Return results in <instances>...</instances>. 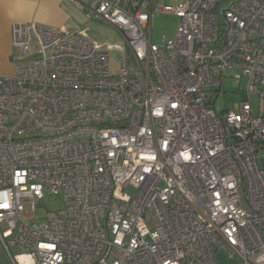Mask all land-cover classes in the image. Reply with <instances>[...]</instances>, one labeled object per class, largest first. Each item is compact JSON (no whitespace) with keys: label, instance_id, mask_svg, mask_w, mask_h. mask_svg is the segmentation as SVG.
I'll return each instance as SVG.
<instances>
[{"label":"built area","instance_id":"built-area-1","mask_svg":"<svg viewBox=\"0 0 264 264\" xmlns=\"http://www.w3.org/2000/svg\"><path fill=\"white\" fill-rule=\"evenodd\" d=\"M67 1L125 46L12 25L30 58L0 73V239L13 263L216 264L224 249L264 264V0ZM154 12L180 18L163 45ZM236 68L245 98L217 110ZM47 192L65 207L28 222Z\"/></svg>","mask_w":264,"mask_h":264},{"label":"rangeland","instance_id":"rangeland-1","mask_svg":"<svg viewBox=\"0 0 264 264\" xmlns=\"http://www.w3.org/2000/svg\"><path fill=\"white\" fill-rule=\"evenodd\" d=\"M177 0H161L160 5L164 6H176ZM72 5V4H71ZM227 5V3H226ZM73 13L72 19L63 30H69L77 32L79 30H86L88 35L99 43H109L111 46H125V39L122 35L110 25L103 24L99 21L88 20L84 12L77 6L72 5ZM180 24V18L174 14L154 12L152 18V40L153 43L163 45L172 40L177 32ZM121 49L115 50L111 53V68L112 71H116L120 67L121 61ZM29 57H25L19 48H15L13 51V63L20 64L27 60ZM242 74V70L236 68L227 73L226 80L224 82L223 89L220 92L218 101L216 103L217 110H239L240 102L245 98V90L248 88V80L242 78L237 79L238 75ZM251 103L255 109L258 106V97L251 95ZM46 206L37 209L33 217L28 219V222H34L41 218H44L49 212H55L65 207L62 194H50L46 193L43 201ZM27 213L31 212L30 204L25 205ZM216 264H238L237 259H230L224 249L215 251Z\"/></svg>","mask_w":264,"mask_h":264},{"label":"crops","instance_id":"crops-1","mask_svg":"<svg viewBox=\"0 0 264 264\" xmlns=\"http://www.w3.org/2000/svg\"><path fill=\"white\" fill-rule=\"evenodd\" d=\"M73 7L67 0H0V73L15 71L12 41L14 23L35 22L63 29L72 19ZM0 264H14L0 239Z\"/></svg>","mask_w":264,"mask_h":264}]
</instances>
